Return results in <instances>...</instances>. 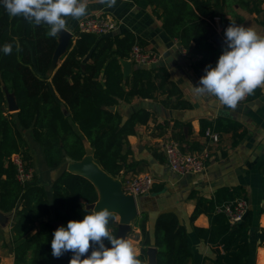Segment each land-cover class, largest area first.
<instances>
[{"label": "trees", "instance_id": "1", "mask_svg": "<svg viewBox=\"0 0 264 264\" xmlns=\"http://www.w3.org/2000/svg\"><path fill=\"white\" fill-rule=\"evenodd\" d=\"M149 2L162 19L167 34L177 38L184 47L194 42L195 50L202 55L200 64L215 65L222 45L213 39L212 23L215 17L224 15L225 7L220 0ZM254 6L251 9L258 10ZM65 19L67 27L70 17ZM48 29L46 24L36 25L21 16H11L0 5V46L12 44L10 54L0 52V211L15 214L11 227L14 264H69L71 252L58 258L51 254L50 242L56 229L53 222L66 225L69 220L82 219L92 212L86 205L99 199L98 189L88 178L70 171L54 180L52 199L35 179L21 182L12 156L21 154L27 168L33 164L30 143L23 130H32L48 166L57 168L64 161L83 159L89 145L93 159L117 178L144 168L145 161L130 159L133 151L128 137L136 134L139 124L148 122L151 113L141 108L124 119L118 110L110 107L136 96L154 98L157 93L181 97V90L170 80L164 66L134 64L132 72L124 76L121 60L129 58L135 43L147 44L131 30L98 36L75 27L67 52L53 73L47 75L59 43V33L50 36ZM7 93L15 98L16 113L7 110ZM261 93L257 87L246 100ZM239 125L233 119L220 116L215 122L201 121V133L207 129L236 131ZM260 172L264 192V165ZM240 197L248 199L242 186L221 187L213 198L200 197L190 217L193 221L201 213L207 214L210 226H194V231L212 244L216 254L214 264L249 262L250 231L256 228L254 207L250 206L244 219L235 226L225 213L218 211L219 206ZM263 212L264 207L259 213ZM115 217V213H110L107 225L113 236L118 228ZM147 221V214L142 213L135 222L142 235L141 252L135 255L141 264H147L150 246L158 250L157 264H190L188 231L177 215L162 212L152 231L147 229ZM261 230L264 233V228ZM91 250L90 247L89 253Z\"/></svg>", "mask_w": 264, "mask_h": 264}, {"label": "crops", "instance_id": "2", "mask_svg": "<svg viewBox=\"0 0 264 264\" xmlns=\"http://www.w3.org/2000/svg\"><path fill=\"white\" fill-rule=\"evenodd\" d=\"M220 1L225 7L224 15L215 17L212 23V31L222 39V42L215 39L217 44L223 45L224 29L231 23L251 27L264 36V0ZM247 1L249 4H246ZM83 3L86 5V14L79 18L70 17V25L64 28L73 37V29L83 18L95 14L109 15L118 24L111 33L120 34L131 30L145 39V46L159 53V58L145 67H166L170 80L181 90V97L175 94L168 97L166 93H157L154 98L136 96L129 102L120 100L118 105L111 108L118 110L124 119L141 108L151 113L148 122L139 124L136 134L128 137L133 151L130 159L143 160L146 164L141 171L121 176L127 178L139 172H149L155 177L152 191L147 195L136 196L138 216L126 237L132 243L135 255L141 252L142 239L141 230L135 225L136 220L142 213H146L147 229L152 231L156 218L162 212L170 211L187 228V245L192 257L190 264H214L216 254L212 244L198 237L194 231V226H210L207 214L201 213L193 221L190 217L200 197L210 199L221 187L242 186L248 196L249 207H254L257 213L256 228L250 231L251 253L248 264H261L264 257V233L261 230L264 228V212L259 213L264 207L260 172L264 165V85L258 86L262 91L260 96L251 100H240L234 107L222 104L210 93H196L193 86L199 83L206 66L200 64L202 55L195 50L194 42L190 47H184L177 38L166 33L162 19L154 12V6L149 0H116L112 7H108L104 0H83ZM254 5H257L258 10L251 9ZM121 63L123 66L122 61ZM134 67L136 66L132 63L130 73ZM8 95L13 96L12 93H7L6 97ZM181 103L184 105H180ZM10 104L7 99L8 112L16 113L18 109H11ZM220 116L233 119L240 125L236 131H215L219 133V141L213 142L205 133H201V121L215 122ZM168 139L178 141L187 152L208 148L210 158L206 168L192 174L173 172L166 162L162 148L163 142ZM57 168L48 167L47 170L53 175ZM54 180L55 175L47 189L45 188L50 199ZM36 182L40 181L37 179ZM14 218V212L1 213L0 264H14L15 254L11 242ZM115 219L119 222L117 214Z\"/></svg>", "mask_w": 264, "mask_h": 264}, {"label": "clouds", "instance_id": "3", "mask_svg": "<svg viewBox=\"0 0 264 264\" xmlns=\"http://www.w3.org/2000/svg\"><path fill=\"white\" fill-rule=\"evenodd\" d=\"M104 2L112 7L116 0ZM0 5L11 16H21L36 25H48L50 36L65 28L66 17L79 18L86 14L83 0H0ZM223 41L215 65L205 66L193 90L210 93L222 104L234 107L264 85V36L251 27L231 23L224 29ZM0 52L10 54L12 44L0 46ZM109 219V210L102 209L60 225L52 233V256L58 258L71 252L69 264H141L129 240L110 234Z\"/></svg>", "mask_w": 264, "mask_h": 264}, {"label": "built area", "instance_id": "4", "mask_svg": "<svg viewBox=\"0 0 264 264\" xmlns=\"http://www.w3.org/2000/svg\"><path fill=\"white\" fill-rule=\"evenodd\" d=\"M117 26V21L114 18L104 14L89 15L78 23V27L81 31L94 33L98 36L113 32ZM158 58L159 53L155 49L135 43L128 59L135 65L146 66L155 62ZM247 96L248 95L242 100H245ZM205 135L213 142L219 141V133L211 129H207ZM162 148L170 169L182 175L203 171L210 158V151L208 148L196 152H187L184 151L180 143L174 139H168L163 142ZM12 161L17 167L20 181L23 183L32 182L33 179H29L31 177V168L26 167V161L22 155L14 154L12 156ZM122 180L125 192L131 193L135 197L149 194L155 183V177L149 172H139L127 178L125 177V179ZM248 208V199L240 197L233 202L219 206L218 211L225 213L229 222L235 226L244 219Z\"/></svg>", "mask_w": 264, "mask_h": 264}, {"label": "water", "instance_id": "5", "mask_svg": "<svg viewBox=\"0 0 264 264\" xmlns=\"http://www.w3.org/2000/svg\"><path fill=\"white\" fill-rule=\"evenodd\" d=\"M58 46L55 50L53 61L49 72L54 70L58 64L61 55L67 52L69 43L73 38L72 34L66 29H62L59 32ZM213 39L222 42V39L217 37V34L212 31ZM56 55L58 56L55 61ZM123 62V73L124 76H128L131 71L132 62L129 59L121 60ZM9 101L11 109H18L14 96L6 97ZM112 108V107H110ZM87 169L90 171L91 176L88 177L79 171ZM66 171L77 173L88 178L98 189L99 199L96 202L89 203L86 205V209L96 211L107 209L110 213L118 214L120 219L118 222V228L116 236L126 239L128 234L132 230V223L138 216V209L136 204V197L131 193H126L123 187L122 177H113L108 174L94 159L92 156V148L87 145V153L83 159L79 161H64L55 171V180L62 176ZM1 213L0 211V218ZM60 221H54L53 225L57 228L60 226ZM157 248L150 246L147 251L149 257V264H157Z\"/></svg>", "mask_w": 264, "mask_h": 264}, {"label": "rangeland", "instance_id": "6", "mask_svg": "<svg viewBox=\"0 0 264 264\" xmlns=\"http://www.w3.org/2000/svg\"><path fill=\"white\" fill-rule=\"evenodd\" d=\"M52 72L53 70L48 72L47 75H51ZM31 131L32 130H23V133L25 134L26 138H28V141L31 145L30 149L33 155V164L31 166V171H30L31 177L29 179L31 180L35 179V181H37L38 179L40 181L39 183L42 184L47 189L48 185L54 178L55 174L53 173L52 175V172L51 173L48 172L47 168L48 167L51 168V167L46 164L42 148L38 144V142L34 139L33 135L31 134Z\"/></svg>", "mask_w": 264, "mask_h": 264}, {"label": "bare ground", "instance_id": "7", "mask_svg": "<svg viewBox=\"0 0 264 264\" xmlns=\"http://www.w3.org/2000/svg\"><path fill=\"white\" fill-rule=\"evenodd\" d=\"M58 58V56L56 55L55 59ZM80 173H83L84 175L90 177L91 176V173L90 171H88L87 169H82L79 171Z\"/></svg>", "mask_w": 264, "mask_h": 264}]
</instances>
